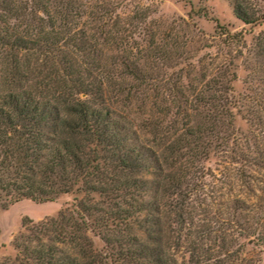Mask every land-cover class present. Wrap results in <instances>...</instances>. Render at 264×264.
Here are the masks:
<instances>
[{
  "label": "trees",
  "instance_id": "1",
  "mask_svg": "<svg viewBox=\"0 0 264 264\" xmlns=\"http://www.w3.org/2000/svg\"><path fill=\"white\" fill-rule=\"evenodd\" d=\"M230 1L244 24L263 21L251 0ZM115 9L0 0V206L81 193L56 216L26 217L12 264H228L250 247L264 252V37L249 65L251 130L242 133L230 97L242 30L217 23L212 57L201 52L217 44L185 18L162 32L149 10ZM217 154L232 167H213ZM216 172L230 185L227 196L214 190L218 231L191 204Z\"/></svg>",
  "mask_w": 264,
  "mask_h": 264
},
{
  "label": "rangeland",
  "instance_id": "2",
  "mask_svg": "<svg viewBox=\"0 0 264 264\" xmlns=\"http://www.w3.org/2000/svg\"><path fill=\"white\" fill-rule=\"evenodd\" d=\"M103 3H108L112 7H116V12L119 16L131 15L140 9L149 10V19L158 23L160 31H167L169 25L174 20L185 18L190 23L193 22L197 28L201 30V35L212 44H217L220 38L218 36L217 23L225 26L231 32L243 31V38L237 46L241 50V54L234 59L236 78L233 81V91L230 94L232 101V112L234 116L235 128L242 133H248L251 130L250 121L247 118V107L249 104L246 98L247 78L249 76V65H253L256 61L254 52V45L264 37V0H251L254 4L258 15L263 17V21L256 24H244L233 13L232 4L230 0H99ZM191 14L192 17H189ZM205 48L201 53L212 57H218L219 47ZM194 61V60H193ZM136 122L138 119L136 118ZM138 123V122H137ZM221 156L212 155L211 161L214 164L229 165L232 163L223 161ZM226 159V158H224ZM228 160V159H227ZM216 176L205 178L202 183L203 190L199 200H191V204L195 207L193 210L195 214L206 213L209 217L211 226L218 231V223H215V217H219L218 210V193L214 190L216 187H223L222 194L227 196L230 185L222 184L217 180ZM147 177L153 178V174H146ZM228 182L232 184L231 177ZM235 192L238 191L235 187ZM80 197L81 193H63L57 196L55 200L37 202L30 198H22L16 202L9 204L7 207L0 206V264H12L17 255L15 247V238L24 230L23 221L26 217L33 219L35 222L42 221L48 217L56 216L60 210L65 207L74 208V197ZM199 203V205H198ZM218 215V216H217ZM208 221V220H205ZM226 238L225 248L233 250L236 247V242L233 241L232 231H222ZM170 232L163 230L161 234L157 235L159 240L158 245L164 247L167 238H170ZM167 237V238H166ZM96 247L102 249L104 243L102 240L93 236ZM205 246L212 248V251H218V244L206 241ZM172 252L178 258L179 262H184L187 257L182 256V251L175 250ZM221 256V255H219ZM264 264V252L260 246L248 248L242 251L238 257L228 264Z\"/></svg>",
  "mask_w": 264,
  "mask_h": 264
}]
</instances>
